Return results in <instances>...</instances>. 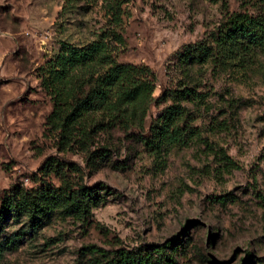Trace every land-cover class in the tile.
<instances>
[{"label":"rangeland","instance_id":"obj_1","mask_svg":"<svg viewBox=\"0 0 264 264\" xmlns=\"http://www.w3.org/2000/svg\"><path fill=\"white\" fill-rule=\"evenodd\" d=\"M122 1L118 45L100 1L0 0V198L57 187L40 172L51 158L75 169L66 175L73 188H92L97 200L83 219L6 213L0 264H112L122 254L149 264H264V51L225 65L182 59L231 14L264 17V0ZM99 37L117 63L149 70L152 102L141 129L108 127L86 150H61L45 126L51 103L39 68L61 44ZM174 104L184 109L186 143H150L152 123Z\"/></svg>","mask_w":264,"mask_h":264},{"label":"trees","instance_id":"obj_2","mask_svg":"<svg viewBox=\"0 0 264 264\" xmlns=\"http://www.w3.org/2000/svg\"><path fill=\"white\" fill-rule=\"evenodd\" d=\"M76 1L79 0H64V7ZM94 1H100L109 16L112 26L109 40L121 45L123 40L114 30L121 21L123 1ZM251 48L264 51V17L234 13L216 33L187 47L182 59L198 63L214 59L225 65L241 60L242 54ZM39 72V87L51 103L45 126L58 132L59 149L72 145L80 151L86 150L94 134L108 127L123 131L142 128L152 102L153 76L145 67L117 63L103 37L81 47L61 44L56 55ZM185 92L175 96V102L180 98L186 100ZM184 119L183 108L176 104L167 107L150 127V143L184 145L190 134L186 123L180 126ZM40 170L41 174L55 176L59 185L42 184L31 190L14 188L0 198V221L8 212L25 215L30 221L53 211L83 219L90 207L97 205L92 188H73L67 179V172L75 169L49 158ZM112 264L149 263L140 257L122 254Z\"/></svg>","mask_w":264,"mask_h":264}]
</instances>
